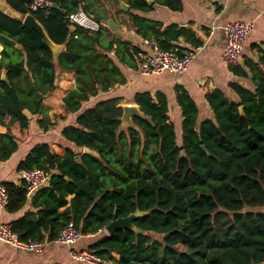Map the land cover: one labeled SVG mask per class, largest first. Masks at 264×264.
Masks as SVG:
<instances>
[{"label":"trees","instance_id":"1","mask_svg":"<svg viewBox=\"0 0 264 264\" xmlns=\"http://www.w3.org/2000/svg\"><path fill=\"white\" fill-rule=\"evenodd\" d=\"M50 1L57 8L32 14L52 41L64 46L57 59L39 33L23 25L30 13L28 0H5L22 18L0 8V33L20 46H0V72H6L5 79L0 75V164L27 138V112L43 115L39 123L44 130L55 125L48 119L45 98L55 90L59 74L75 72L77 85L63 100L65 111L76 115L62 131L73 147L53 150L39 144L20 163V170L42 168L51 178L31 197L32 209L10 223L19 239L54 241L69 222L83 235L97 234L113 220L115 210L118 217L141 210L147 214L135 223L142 232L103 233L88 250L113 264H264V43L252 45L258 60L245 57L246 67H229L252 83V88L230 83L237 100L207 87L211 118L200 121L192 96L177 87L181 136L161 92L136 93L140 111L124 128L121 96L99 98L82 108L126 83L119 64L137 67L140 48L112 31L107 20L114 8L125 12L126 22L143 39L166 51L179 47L182 56L202 46L195 32L143 15L157 4L181 11L182 0H125L129 9L118 0L114 7L107 0ZM80 8L100 17L97 30L70 22L69 14ZM180 40L191 47H180ZM5 184L7 211L17 213L30 200L25 185Z\"/></svg>","mask_w":264,"mask_h":264},{"label":"crops","instance_id":"2","mask_svg":"<svg viewBox=\"0 0 264 264\" xmlns=\"http://www.w3.org/2000/svg\"><path fill=\"white\" fill-rule=\"evenodd\" d=\"M118 1L119 5H121V2L126 4L125 0ZM182 3L183 9L181 11H174L157 4L152 11L143 13V15L161 21L164 26L177 24L191 28L196 36L203 41L202 46L192 48L197 53L188 70L180 74L168 71L162 74H145L137 67L119 64L126 76V83L117 85L110 91L91 98L83 103V109L93 105L99 98L108 96H121L124 107L137 106L134 102L136 93L149 91L154 95L161 92L168 99L170 119L175 123L177 133L181 136L183 117L181 107L177 101V87L185 89L192 96L199 108L200 121L212 117V110L206 100L207 87L222 90L231 100L238 99L237 94L230 87L231 82H238L245 87L252 88V83L248 78L236 76L223 60L227 43L225 26L233 21L254 23V29L246 40L245 51L239 65L246 67L245 57L258 60L259 53L252 48V45H263L264 43V0H182ZM0 7L9 14L16 13L5 0H0ZM111 18L118 25L115 31L124 40L140 48L141 51L136 57L148 50L145 39L138 35L135 29L131 28L126 22L128 20L127 13L118 12L114 8L113 17ZM178 44L182 48L188 49L191 47L183 40H180ZM175 48L179 49V47ZM245 69L248 70V68ZM3 73L4 71L0 72V75L2 76ZM76 87L75 72H62L59 74L55 90L45 98L48 107V119L55 123L48 130H44L39 123L43 115H34L27 112L30 118L28 136L25 140L19 142L17 151L7 161L0 164V182L24 184L19 173L20 163L39 144H48L53 150L65 146L73 147L71 143L66 141L62 131L64 127L75 122L76 115L68 114L65 111L63 100ZM138 111L140 110L138 109ZM131 115L132 113L128 112L124 116V128L132 124ZM3 130L4 128L0 126V132ZM13 132L15 133L16 130L13 129ZM72 197L73 195L67 197L69 203ZM68 206L69 204L60 208V212H65ZM29 209H32L31 198L26 206L17 213H9L7 210L0 208V223L10 224L13 220L23 216ZM103 233H106V231L83 235L71 247L51 242L45 246L43 251L37 253L0 242V264H85L74 261L71 258L70 251L72 249L88 250L90 245L99 239ZM114 255L119 257L117 252H114Z\"/></svg>","mask_w":264,"mask_h":264},{"label":"built area","instance_id":"3","mask_svg":"<svg viewBox=\"0 0 264 264\" xmlns=\"http://www.w3.org/2000/svg\"><path fill=\"white\" fill-rule=\"evenodd\" d=\"M27 6L30 13H32V11H38L39 9L50 8L52 2L50 0H28ZM68 19L73 24H78L92 30H97L100 26V21H96L81 8L69 14ZM253 29V22L233 21L225 26L227 43L223 53V60L229 67L239 64L245 51L246 40ZM145 42L148 50L137 57V69L145 74H162L166 71L179 74L184 73L190 67L197 53L196 50H191L180 56L178 54V48L166 51L155 41L145 40ZM19 173L25 185L28 199L46 185L51 178V173L42 168L21 169ZM8 203L9 193L6 184L0 182V208L7 210ZM82 236V232L76 225L73 222H69L60 230L54 241H50L48 237H45L43 240L25 243L19 239L18 234L12 230L10 224L0 223V242L29 252H41L51 242L71 247ZM70 254L74 261L80 263L113 264L89 250L72 249Z\"/></svg>","mask_w":264,"mask_h":264},{"label":"water","instance_id":"4","mask_svg":"<svg viewBox=\"0 0 264 264\" xmlns=\"http://www.w3.org/2000/svg\"><path fill=\"white\" fill-rule=\"evenodd\" d=\"M150 3H152L154 0H148ZM121 6L124 9H129V5L125 4L124 2H121ZM53 8H57L56 4L52 5ZM1 8V7H0ZM2 9V8H1ZM7 13V12H6ZM12 16H16L18 18H22V15L19 13H14L11 14ZM92 17L96 20V21H100V17L96 16V15H92ZM108 25L112 28L113 31H115L118 28V25L116 24V22L112 19L109 18L107 20ZM23 25L27 26L30 29H34L36 30L39 35L41 36L42 40L44 41V43L46 45H48L54 52V57L55 59H57V56L59 54V52L64 48L63 45H58L56 43H54L52 41V39L50 38V36L48 35L45 27L43 26V24L35 17L34 14L32 13H28L25 15V17L23 18ZM12 45L15 47L20 48L18 42L16 40H14L13 38L9 37L6 34L0 33V46L3 45ZM2 78L5 79L6 78V72L4 71V73L2 74ZM124 107V106H123ZM137 106H130V107H124L125 108V113L124 116L130 112L133 114L135 113H139L138 109L139 107ZM240 111H243V108L240 107ZM131 115V116H132ZM124 119V117H123ZM202 148L204 150H206V147L203 145ZM84 151L87 153H91L94 154L93 151H91L89 148L85 147ZM77 159H79V157H77ZM147 212L141 211V210H137L133 213H130L128 216L125 217H118L117 216V212L115 210L114 212V218L113 220L105 227V231L107 234L111 235L114 232H116L117 230L120 229H127V230H132L135 231L137 233L142 232V230L136 225L135 223V219H137L139 216H143L146 215Z\"/></svg>","mask_w":264,"mask_h":264},{"label":"rangeland","instance_id":"5","mask_svg":"<svg viewBox=\"0 0 264 264\" xmlns=\"http://www.w3.org/2000/svg\"><path fill=\"white\" fill-rule=\"evenodd\" d=\"M107 2H110L108 4L111 5V7L117 6L116 0H107Z\"/></svg>","mask_w":264,"mask_h":264}]
</instances>
